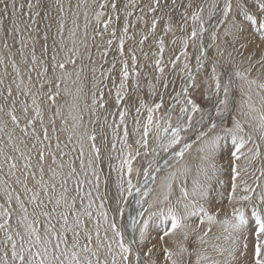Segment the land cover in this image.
<instances>
[{
	"label": "snow or ice",
	"instance_id": "6c2138e0",
	"mask_svg": "<svg viewBox=\"0 0 264 264\" xmlns=\"http://www.w3.org/2000/svg\"><path fill=\"white\" fill-rule=\"evenodd\" d=\"M175 0H173V4ZM59 19L57 21L56 36L53 37L51 54L49 55V31L51 24L45 25V31L41 32L37 25V18L41 16L42 0H36L35 5L29 0V12L26 14L28 22L21 28L16 20L15 0L12 3V25L7 30V34L3 40V47L8 49L7 62L13 70V78L10 83L0 91V99L4 101L0 104V113H4L10 117L12 127L9 129L8 123L0 121V192L3 193V202L0 203V264H139L140 250L136 245H143L146 240V234L149 228V220H143L139 225V241L133 236L129 241H125V228L118 224V217L122 215L123 210L120 207V199L124 193L132 195V189L136 187L132 184V161L141 155L139 149L144 150V155H152L153 161L143 169L145 183L152 176V172L161 171L156 158L161 152L170 153L172 159H182L185 152L191 148L190 144L185 143L183 147L176 150V146L181 144L183 139L182 131L192 126V116L187 115L189 112L187 107L180 108V117L173 123L172 112L175 104L167 111L155 116L164 107V96L160 94L158 102L152 105L145 103L143 98H137L135 107L136 116L134 117L133 132L138 134L135 144L138 150L133 155L128 153V158H123L124 148H130L128 145V127L126 117L130 113L132 98L140 89L139 76L142 71L137 68V56L133 48L128 49V56L131 59V67L129 59L125 58V42L126 40H135L134 36L128 35L129 27H134L129 23L128 18L133 15V10L137 8V0H127L123 3L121 9H118V0H101L98 4L99 11L95 13L98 30L97 35L108 33L110 38L106 41L108 48L101 53L102 57L107 56L108 50L111 49L114 41H118L117 51L120 57L119 63L121 67L117 70V61L113 59L111 66L107 70L100 72L99 77L95 76L96 68H92L93 84L90 110L94 113L97 106L107 111L108 104H114L115 111L110 113L113 116L111 123H108L107 116L105 123L112 131L113 140L111 142L110 152H118L120 155L119 172L120 179L117 183V197H110L107 191V180H104L105 191L101 192V169L99 163L102 160L101 148L97 145V135L95 130L88 132L80 131L77 135L76 130L82 127L83 118L79 113L73 116V128L67 137V141L61 146L59 137H56L53 146L52 138L48 134V127L44 122V110L42 102H48L49 108L55 107L56 111L49 123L52 125V131L55 132V117L62 116L61 106L57 102V98L61 96L62 91L71 95L66 84L67 81L75 76L72 82L78 83L81 79L84 67L81 64L77 68V61L83 60L84 53L80 51V45L83 44L87 50V44L84 41H77V23L76 14L73 13L72 28H66L64 19V8L57 0ZM191 5H189L190 7ZM33 7L37 8L32 12ZM80 5H77L79 8ZM23 8V5H21ZM164 5L161 0H147L142 7L139 8L141 15L139 21H143L145 25L148 20L145 17L151 13L152 19L150 30L142 34L139 44L142 46L149 36L156 32L157 24L162 18L155 15L162 11ZM232 0H225L223 9L224 17L227 19L232 12ZM238 15H243L245 20L257 24L258 28L264 33V0H260L258 4V14L251 13L247 9V0L237 6ZM131 9V10H130ZM105 10H108L107 12ZM120 11L125 16L121 35L117 36V29L109 26L115 20H120ZM7 15V5L4 9ZM216 12V2L208 5L207 15L211 19ZM204 13L203 5L193 12L191 19L194 26L188 37L183 41L185 51L181 53L187 58L186 49L189 41L195 42L204 32ZM166 14V13H165ZM87 20V13L84 14ZM107 16L106 19H102ZM255 17V19H254ZM44 19H48L47 12ZM171 17H169V20ZM185 22L187 16L184 17ZM4 17L0 16V28H2ZM102 24L103 30H99ZM233 28H239V24L233 20ZM87 25L85 26V29ZM67 30V36L65 31ZM165 31H171L170 27H166ZM85 38L87 31L85 30ZM8 37H12L13 44L8 43ZM58 37V40H57ZM95 38V37H93ZM215 35H213V39ZM264 39V34L261 35ZM43 40L41 46V54H36L37 43ZM18 44L16 52H12V48ZM160 53L164 51V41L159 40ZM146 57V54H145ZM88 60L93 64L91 54H88ZM180 57L177 56L172 61V67H176V62ZM5 58L0 57V65L5 64ZM107 62V61H105ZM199 64L200 57H197ZM23 66V68H22ZM71 66V71H69ZM155 67L160 73L164 74L165 67L162 66V60H155ZM189 66L187 63L184 69ZM183 70V69H182ZM119 74V82L114 72ZM249 74L251 69L246 70ZM36 73V82H33L32 73ZM213 77L216 80L215 87L217 91L221 88L218 77L215 76V67L212 69ZM25 73L27 83H25ZM7 75V68L5 69ZM240 77L248 85L247 104L248 111L245 116L251 120L258 119V128L253 127V131H259V141H264V82L257 83L255 79H248L247 76L237 71ZM188 79H192L188 73ZM130 79L133 81L129 84ZM157 82L160 77L158 76ZM105 81H110L111 87ZM4 79L0 78V85H4ZM13 85H15V95L13 94ZM62 85L65 87L62 89ZM260 90L257 92L259 96L260 108L256 109L252 103L251 90L252 86ZM164 88L168 87L167 82ZM148 87L150 95L155 96V85L149 81ZM108 88V98H105L104 89ZM113 89L115 93L113 95ZM243 91V88L241 89ZM81 92L82 89H77ZM225 96L228 93V87L224 86ZM187 95V88H183L181 93H177L173 97L176 104L191 105V112L200 111L197 104L191 99H181V95ZM40 97L41 99H38ZM29 98L31 103L29 104ZM79 99V96L75 98ZM221 105L226 104L225 100L220 101ZM70 107L78 108V104ZM85 107H89L85 104ZM7 109V110H6ZM147 111L146 122L141 123L139 117L141 110ZM217 109V114L220 113ZM19 113V114H18ZM256 115H253V114ZM211 120V118H210ZM203 117H201V121ZM198 122V123H199ZM67 119L64 124L67 125ZM39 124V129L37 128ZM217 128L215 122H210L209 132L199 133V137L203 140V144L199 149L202 153L199 158L201 164L196 167L195 174L191 180V190L188 188V177L192 173L191 167L184 164L179 169L168 172L164 178L162 187L167 189L162 200L158 203L166 205V213L164 209H160V214L169 222L170 227L163 232V237L172 235L177 229H190L191 232H199V226L192 228L186 221L197 217L199 225L207 224V227L201 235L196 236L198 247L189 250L187 241L190 232L184 230L182 232V240L177 242L176 250L168 247L164 248V260L166 264H193L191 260H185V256L191 257L195 254L194 264H264V190L257 192L261 187L260 180L264 178V151L261 149V143L253 140L251 134L245 137L241 135L244 128L239 121H234L233 128L225 130V135L230 136L234 151H230L233 158L232 172L235 174L233 183L231 184L228 203L232 205L231 213L225 214L222 220H219V211H210L206 207V203H210L213 191V182L220 184L219 174L222 166L217 165L216 156L220 148V141L224 138L214 133ZM123 130L122 138L120 136ZM19 130V134H17ZM209 133H213L209 135ZM76 136V143L73 144V137ZM150 136L154 140V144H150ZM207 137V138H205ZM108 143L107 138L104 141ZM120 148H117V144ZM251 143L252 147L248 148L250 155L245 159L247 164L244 170L247 171L248 165L259 161V175L253 173L256 187L245 184L244 195H237V184L234 182L235 176H239L240 166L236 161L240 160L244 153L246 144ZM72 145L69 148V145ZM88 149L87 163H85V151ZM68 148V151L64 149ZM72 153H76L73 157ZM77 159H79V167H77ZM112 159L111 155L108 157ZM179 163V160H177ZM169 160L164 159L165 168L169 167ZM125 165L127 169L125 172ZM110 167H112L110 165ZM90 170V171H89ZM127 175V181L124 175ZM136 174H141V169H136ZM181 177L180 196L176 200V206L171 204L172 182ZM125 184L127 187H125ZM85 186L87 190L85 191ZM140 193V190L137 189ZM143 196L150 195V190L141 193ZM255 197V199H254ZM115 201L114 206L106 207L109 200ZM242 202H248L247 206H242ZM140 203V201H138ZM146 203V201H145ZM153 205H149L152 207ZM179 206V207H177ZM112 213L110 216L109 213ZM143 216V212L138 214ZM154 215V213L150 214ZM135 223V220L133 221ZM220 224L222 233L215 236V241L210 245L211 252L204 246L209 242L206 239L211 232V225ZM103 230V232H102ZM152 252V248L148 249V255ZM151 264H156L152 261Z\"/></svg>",
	"mask_w": 264,
	"mask_h": 264
},
{
	"label": "rangeland",
	"instance_id": "374dc122",
	"mask_svg": "<svg viewBox=\"0 0 264 264\" xmlns=\"http://www.w3.org/2000/svg\"><path fill=\"white\" fill-rule=\"evenodd\" d=\"M215 1H216V12H215L214 16L211 19H209L206 11H207L208 5L212 2V0H175L174 4H173V0H161V4L164 5V8L162 11L157 12L155 14L157 16L162 17L157 24L156 32L153 35L149 36V39L146 40L144 42V44L141 46L139 44V40L141 39L143 33H146L150 30L152 14L149 13L145 17V19L148 20L147 25H145L143 21H139L138 17L141 15L139 8L142 7L145 3H147V0H137V8L135 10H133V15L128 18L129 23L134 25V27H129L128 35L134 36L135 40H126L124 49H125V58L129 59V66L130 67H131V59L128 56V49L133 48L135 50V54L137 56V61H138L137 68L140 69L142 67V71L140 72V76H139L140 89L133 96L131 107H130V113L126 117L127 127H128V132H129V137H128L127 143H128V145H130V146L132 145V146L130 148H127V147L124 148L123 158L127 159L128 155H126V154H128L129 152H131L133 155H135V152L138 150V146L135 144L133 138L131 137L134 134L137 135V133L133 132L134 117L136 116L135 107L138 106L136 104L137 98H143L145 103L148 105H152L154 101L158 102L159 100H156L158 95L160 96V94L163 93L164 90H166L163 86L164 83L167 82V84H169V82H168L169 76L168 75L170 73H174V72L179 74V75H182L179 81L172 83L174 85V89L166 91L167 94H163V96L164 97L166 96L168 99L166 97L164 98V107L159 112L155 113V116L159 117L160 114L167 111L170 107H172L175 104V109L172 112V121H173V123H175L176 119L180 116V113H179L180 108L183 106V107H187L189 109L188 115L192 116V126H191V128L187 129V131H182L181 135H182L183 139L181 141V144L185 143L190 138L192 130L197 129L201 132L208 133L209 127H210V122H215L217 125V128L214 130V133H216V134L221 133L220 135L222 137L224 136V138H226V140H223L220 142V145H221V151L220 152H221V154H225V155H222L223 156V159H222L223 162L222 161H218V162L216 161L217 165L222 166V169H223L221 171V173L219 174V179H220L221 183L217 184V183L213 182V191H212L213 196L211 195L212 198H210V200H212V204L209 208L210 211H212V212L217 211L219 208V211H221V213H220L218 219L220 220L221 217H222V219L225 217V214H222V213L226 212V214H229V215L231 213L230 210L232 208V205H230L228 203V196L230 195V191H231L230 186L233 183V177L235 175L234 173H232L233 158L230 155V151H234L235 149H234V146L232 144L230 136L225 135V130L229 129V128H233L234 121H238V118H239L240 123L242 122L241 124L244 128V132L241 133V135H244L246 137L247 134H251L253 140H257L258 142L261 143L262 151L264 150L263 149L264 142L259 141V136H260L259 131L258 130L253 131V127L258 128V125L256 126V122L254 120H251V123H250L249 122L250 117L245 116V113L247 112V104H245L244 101L247 100V96L245 93H246V90L248 89V85L244 81H242L239 76L236 75L237 71H240L245 76L248 75V74H245L243 72V70L241 69V67L239 66V65H241L242 61L243 60L246 61V59L245 58L242 59V57L234 56L233 59H231V60L227 59V58H224L223 60H221V58L217 57V55L215 53L216 48L219 49V47H218L219 42L218 41H219V38L221 37L220 34H222V30L224 28V25H226V23L229 21L230 17L233 14H236L238 10H236V7L234 9H232V12L229 14V16L226 19L224 17V14L221 15V13L223 12V9H224L225 0H215ZM240 1H242V0H236V1L232 0L233 7H234V4L236 6L239 5ZM31 2L35 5L36 0H31ZM221 2H224L223 6H222ZM237 2H238V4H237ZM23 3L25 4V6L27 4V7H25ZM28 3H29L28 0H19V2L16 4V6L21 8V5H23V8H25L27 10V12H29L30 10L28 8ZM242 3H244V1ZM254 4H257V2H255ZM189 5H191V6L189 7ZM201 5H203L205 8V13H204V29L205 30L201 34V36L198 40H196L195 42L189 41V46L186 49L187 58H185L183 55H181V53L183 51H185V49L183 47V41L188 37V35L190 34V32L192 30V27L194 26V22L191 19V15L193 12L197 11L199 6H201ZM34 9H36V8L33 7V9H31V11ZM251 10L252 11H250V12H252V13H258V7H252ZM233 11H235L236 13ZM219 15H220V18H219ZM185 16H187L186 22L184 19ZM217 16H218V18H217ZM169 17H171L170 20H169ZM243 17L241 16L240 18H242V20H243ZM261 18H263V17H261ZM244 20H245V18H244ZM244 20H243V22L246 21V23H247V20H245V21ZM124 21H125V18L122 21L120 29L117 31V36L121 35V29L123 28ZM215 21H217V22H215ZM256 25L257 24L255 23L254 26H256ZM113 27H115V26H113ZM166 27H170L171 31L166 32L165 31ZM109 29H110V26H109ZM172 32H174V34ZM169 33H171V34H169ZM215 33H217V34H215ZM212 34L213 35L215 34V38H217V41L215 38L213 39ZM262 34H264V33H262V32L257 33L256 32V35H258L260 37ZM222 35H225L226 39H227V35L232 36V35H230V32L229 33H223ZM105 36H107V38H106V41H107L110 38V36L108 33H105L104 37ZM222 37L224 38V36H222ZM160 39H163V41H164V51L161 55L159 54V51L155 47L156 45L159 44ZM88 40L89 39H86V41H88ZM211 40H213V41H211ZM114 45L117 48L118 41H114L112 48L114 47ZM199 46H201L200 49H199ZM92 47H93V45H92ZM104 48L105 49L108 48V45H107V47H104ZM116 48H115L114 52H116L115 53L116 61L118 63V64L116 63V65H118V66H116V68L118 70L121 67V65L118 62L120 60V57H119V54H118V51L116 50ZM232 48H233V46L229 45L227 47L228 52H232ZM96 50H97V48H95L94 51H96ZM198 51H200V52H198ZM109 52H110V49L108 50L107 56H110L111 52L110 53ZM221 52H223V51H221ZM145 54H146V57H145ZM195 54H198V55H195ZM263 54H264L263 51L258 54L259 55V56H257L258 57V60H257L258 63H259V61L262 63L264 62V56H262ZM228 55H233V54L228 53ZM177 56H179L180 59H179V61L176 62V67L173 68L171 62L175 61ZM198 56L200 57V61L202 60L201 63L203 66H202L201 70L204 73L203 72L201 73L200 72L201 70H198V72L196 71L195 73H193V71H192V69L195 68V62L197 63V61H195V60H197ZM204 58H206V59H204ZM156 59H161L162 60V66H166L163 75H160V73L158 72V70L155 67V60ZM203 59L205 60V62L203 61ZM217 59H218V61H217ZM169 60L171 62H169ZM188 60H190L191 62L190 61L188 62ZM214 61H216L219 65H221V67L218 68L217 66H215L213 64ZM184 62L185 63L188 62L189 64L188 63L187 64H188V66H190L191 69L189 67L187 69H183L184 65H185ZM169 63H171V64L169 65ZM180 63L182 65L183 64L184 65L181 66ZM207 63H209L210 65H208ZM244 63H246V62H244ZM223 65L225 68H223ZM110 66L111 65H109V67ZM180 66H181V69H183L182 71L180 69ZM109 67L106 66L105 68H109ZM213 67H215V71H216L215 76L219 78L220 83H221L219 95H222V96L219 99V102H216V96L214 95L215 89H216V87H215L216 80L214 78H212L213 77V72H212ZM9 68H11V67H9ZM105 68H104V70H107ZM228 69H229V72L227 71ZM101 71H103V69ZM184 71H185V73H184ZM100 72L98 73L99 75H100ZM231 72H232V74H231ZM188 73L191 74L192 79H190V81L192 82V84L190 85V82L187 84V88H188L187 89V95L184 96V98H182V95H183L182 94L181 98L185 99V100H187V99L193 100L200 109V111H198L196 113L191 112V105L190 104L185 103L184 104L185 106L180 105V104H176V102L173 99V97L176 96L177 92L178 93L182 92L181 89H183L184 77H186L188 75ZM113 74L116 75V77H118L117 82H119L118 71L114 72ZM158 76L160 77L159 82H157V79H156ZM225 76H227L228 78ZM247 77H248V79H254L251 76H247ZM10 78H11V75L7 76V80ZM210 79H211V81H210ZM149 81H151V83L153 85H155V90H156L155 96L150 95V89L148 87ZM256 81H257V83L263 82V81H258V80H256ZM132 82L133 81L130 79L129 84H131ZM105 83L109 84L110 85L109 87H111L110 81H105ZM179 83H181V84H179ZM178 84L180 87L178 86ZM229 84H231V85H229ZM224 86L228 87V93H227L228 95H226V96H225V93L223 91ZM177 87H178V90H180L181 92L177 90ZM242 88H243V92L240 90ZM252 89L256 93L260 91L256 87V85H253ZM2 90H4V88H2L0 86V91H2ZM113 90H114V92H113V95H114L115 89H113ZM105 98L106 99L108 98L107 93H105ZM165 99H167V100H165ZM222 100H225L226 104L221 105L220 101H222ZM3 103H4V101L2 99H0V104H3ZM249 103H251V102L249 101ZM109 105L110 106L107 105V111L106 112H108V116H111L113 118V116L110 115V113L115 111V109H114L115 106H114V104H109ZM218 108L221 110L219 114H217ZM146 117H147V111L145 109H142L141 115L139 117L142 124L144 122H146ZM201 117H203V121L199 122V121H201ZM210 118H211V120H210ZM2 120L4 122H7L10 124V125L8 124V127H10V128L12 127L11 122H10V117L5 115L4 113H0V121H2ZM111 120H113V119H111ZM253 123H255V124H253ZM198 127H199V129H198ZM37 128L39 129V124H37ZM108 132L112 134L111 130ZM17 134H19V130H17ZM48 134L51 137L52 130L49 129ZM209 134L211 135L213 133H209ZM0 136H2L3 139H5V140L7 139V137L5 138V136L3 134H0ZM109 136L111 137L112 135H109ZM202 143H203V140L200 137H197L193 142L189 143L191 145V148L189 150H187V152H189V153L185 152L186 154L182 158V160L186 159V158L188 160H190V158H192L194 153H197L199 151ZM224 143H226V144H224ZM62 144H63V142H61V145ZM249 144L252 147V144L251 143H249ZM198 147H199V149H197ZM251 147H246L244 149H241V152L244 153V156H242L240 160L236 161V164H238L240 166L239 176H236L235 180H234V182L237 181V183L236 182L235 183L239 187V188L237 187V191H239V192L236 193L238 196L243 195V194H247V193L243 192V188H244L246 183H247V185H251L254 188L256 187V183L254 180L253 173H255L256 176L259 175L258 169L260 168V162L256 161V162L248 165L247 171H245V170L243 171L245 165L247 164V162H245L244 159L246 156L250 155V153H248V148H251ZM223 150L226 153H224ZM139 151L141 152V155L139 157H136L132 161V167H133L132 184L136 186L132 189V195H135V197L133 198L132 195L129 196L127 194V192H125L123 198H121L119 201L120 207L123 210V213L121 216L118 217L117 222L120 226L124 227L125 229H126V226H125L124 222H126V224L128 222L127 220L126 221L124 220L125 219V212H126L127 205H128L127 204L128 198L131 197L133 200L135 199L133 201V204H137L138 201H140V203L137 204L139 206V213L143 212V214H144L145 211L149 207L148 205H151V202H152L151 201L152 188H153V186L156 185L158 179L163 175L162 170L160 172L159 171H155V173L152 172V176H154L155 179H157V178L158 179L155 182L150 177L149 179L153 181V183L150 185H149V181H148L149 179L147 180V184H146L145 183V177L142 175L141 180H143L144 184L148 185L149 187H147L146 189H143V188H141L142 186H138L137 185L138 180L136 179L138 177L136 174V169H141V171H143L141 167L144 165L146 168L148 166L149 162L153 161V158H150V156H151L150 154L145 156L143 154L144 153L143 149H139ZM161 153H163V152H161ZM119 164H120V160H119ZM156 164H157V161H156ZM126 169H127V165H125V172H126ZM159 173L161 176L159 175ZM118 174L120 175V172ZM119 175H118V177H120ZM127 179H128V177L125 174L124 180L127 181ZM263 181H264V178H262L260 180L259 183H260L261 187L257 189V192L264 190ZM227 182H229V183H227ZM241 184L244 186H242ZM125 187H127L126 184H125ZM137 189L140 190V193L137 192ZM148 189L150 190V197H149V195L143 196L141 193L148 190ZM104 191H105V185L101 188V192H104ZM254 199H255V197H254ZM149 200H150V203H149ZM216 200H218V201H216ZM145 201H146V203H145ZM2 202H3V193L0 192V203H2ZM218 202H219V204H217ZM210 203H211V201H210ZM245 203H248V202H242V206H244V205L247 206V204H245ZM114 204H112L111 200H109L106 207H110V206L112 207V206H114ZM213 204H217L218 208H215V206ZM159 205H161V204H159ZM212 205H213V208H212ZM226 205L228 207H226ZM206 207H208V206H206ZM220 208H224V210L220 209ZM109 215L111 216L112 213L110 212ZM132 218H134V216ZM139 218L141 220H139ZM134 220H135V223H133ZM134 220L131 221L132 223H131L130 227L128 226L129 227L128 230H129V233H131V231H132V233L134 234L133 236L136 237L135 230H136L137 226L142 222V217L137 216V218H135ZM186 223L191 225L192 228H196L197 226H199V232H191L190 229H185V230H188L190 232L189 240L187 241V246H188L189 250L192 251L193 249H196L198 247V244L196 241V236L198 234L199 235L202 234L204 232L203 230L206 229L208 225L207 224L199 225V219L197 217H193L192 219L186 221ZM128 224H129V222H128ZM149 224H151L152 227L155 229L154 235L158 236L157 239L159 241H158V243H154V242H152L154 240L153 239L154 237L151 236V238H150V236H147L145 243L141 246V248H140L139 243L136 245V247H139V250H140V262H139V264H151L152 261H155L156 264H166V262L164 260V248L167 246L170 249L173 248L172 250L175 251L177 248V242L181 241V239H182V232L184 231V229H181V231H180V229H178L175 232L176 234L174 233V235L172 234V236H170L171 238L163 237V239H161V237L163 236V232L167 228L170 227L169 222L167 220H165V217L163 215H161L160 213L157 215H152V217L149 219ZM215 225H217V228L214 227V224L211 225V232L208 234V237L206 238L209 243L204 246L206 249H208V252H210V255H214L211 252L210 245L213 243H217V241H215L214 238L216 235H220L222 233L221 225L220 224H215ZM204 226H206V228ZM200 231H202V232H200ZM102 232H103V230H102ZM125 233L127 234V230H125ZM126 234L124 235V238H125V241L127 242V240L129 241L131 239L130 238L128 239V236H126ZM177 235H179V236H177ZM172 238H173V241L169 242V240L170 239L172 240ZM149 248H152V252L150 255H148V249ZM195 259H196V257H195L194 253L191 257H188L187 255L185 256V260L186 261L191 260V261H193V264H194ZM134 264H135V261H134Z\"/></svg>",
	"mask_w": 264,
	"mask_h": 264
},
{
	"label": "bare ground",
	"instance_id": "6f19581e",
	"mask_svg": "<svg viewBox=\"0 0 264 264\" xmlns=\"http://www.w3.org/2000/svg\"><path fill=\"white\" fill-rule=\"evenodd\" d=\"M243 1L244 0L240 1L239 2V5L242 4ZM18 2H19V0H15V5ZM99 2H101V0H59V4H62L63 5V8H64V19L66 21V28H72L73 27V25H72L73 13L76 14L77 23L79 25V28L77 29V41H78V43L80 41H84V43L87 44V50L84 48L83 44L80 45V51L82 53H84L83 60H78L77 61V68H79L81 66V64L84 67V72L82 73V76H81L80 81L78 83H75L74 84L72 82V80L75 79V76H73V78L70 79V80H68L67 81V84H66V86H67L69 92L71 93V95H68L67 93H65V92L62 91L61 96L59 98H57V102L61 106V109H62V116H56L55 117V128H56V131L55 132L52 131L51 137H52L53 146L55 145L56 137H59L60 143L63 142V144L61 145L63 147V145L67 141L68 135L70 134V131H66L65 129L71 130L73 128L74 121H73L72 117L75 116V115H77V113H79V115H81L82 118H83V124H82V127L81 128H79V129L76 130L77 135L79 134L80 131L87 130L88 132H91V131L95 130L96 135H97L96 143L101 148L102 160L99 163V167L102 170L101 171V186L100 187L102 188L104 186V180L106 179L107 180V191L109 193V196L110 197H117V194H118L117 193V183H118V181L120 179V177H118L120 164H119V159H117V157L120 155V153H118V152H110L111 142H112V140L114 138H113V136H111V137L109 136V135H112L111 133L108 132L111 129L108 127L107 123H105V117L106 116L108 118V123H111V121H112L111 119H113V118L111 116H108V112H106L105 109L99 108L98 106H97V108H96V110H95L94 113L90 110V107H91V96H92V91H93L92 84L94 82L93 81L92 68L93 67L96 68L95 76L98 77L99 76L98 73L102 69L104 70V68L106 66L109 67V65H111L113 59L116 60V55H115L116 52H114L115 51V48H116L115 45H114L113 48L111 47L112 49H110V52H111L110 56H107V57L106 56H103L102 57V55H101V53H103L105 51V48L104 47H107V43H106L107 36L104 37V35L101 36V35H97L96 34V32L98 30V26H97V22H96V19H95V13L97 11H99V8H98ZM126 2H127V0H118V9H121L122 6H123V3H126ZM255 2H257V4H254ZM12 3H13V0H0V16H3L4 17V21H3L2 28H0V57L5 58V61H6L5 64L0 65V78L4 79V82H5L4 85H0L2 88H5L10 83V81L12 80L13 75H14L13 74V70L11 68H9L10 66L8 65V62H7L8 49H6V48L3 47L4 37L7 34V30L10 29L11 28V25H12V12H13V9H12V6H11ZM259 3H260V0H247V9L250 10V11H252L251 10L252 7H258V4ZM78 4L80 5L79 8H77V5ZM221 4L223 6L224 5V2H221ZM237 4H238V2H237ZM6 5H7V15H5V12H4V9H5V6ZM24 6H25V4H24ZM237 6L234 4V7L232 9H234L236 7V10H238L237 9ZM25 7H27V4H26ZM15 10H16V20L20 24L21 28H23L24 25H25V23L28 22V17L26 15L28 12H27V10L25 8L22 9L20 7H17V6H16V9ZM36 10H37V8L34 9V10H32V12H35ZM40 11H41V16L37 18V25H35V26L39 27L40 30H41V32H43V31L46 30L45 29V25L46 24H51V30L49 31V39H48V42H47L48 43V46H49V55H50L51 54V50H52L53 37L56 36L57 21L60 18L59 17V12H58L57 0H42V6H41ZM105 11L107 12L108 10H105ZM46 12L48 14V19H44V16H45V13ZM233 12H235V11H233ZM85 13H87V20H85V16H84ZM237 13H238V11H237ZM237 13L236 14H233L230 17L229 21L226 23V25H224V28L222 30V34L223 33H229L230 32V35H232V36H228L227 35V39H226V36L225 35L220 34L221 37L219 38V41H218L219 42V46H218L219 49L216 48L215 53H216L217 57L221 58V60H223L224 58H227V59H230L231 60V59H233L234 56L242 57V59L245 58L246 61L243 60L242 63H241V65H239L241 67V69L243 70V72L245 74H248L247 76H251L252 78H254V79L258 80V81H263L264 82V62L263 63L260 62V61H259V63L257 62V60H258V57L257 56H259L258 54L261 53L262 51L264 53V39H261L260 36L256 35V32L257 33H260L261 30L258 28L257 25L254 26V24H255L254 22L247 21V23H246V21L244 20L243 15H238ZM110 14L113 16V23L110 25L109 33L111 31V28H113V26H115V28L118 31L120 29V26L122 24L123 19L125 18V16H124V14H123L122 11H120V20L119 21H116L115 20V15H116L115 13H110ZM222 14H223V12L221 13V15ZM241 16L243 17V20L245 22H243L242 18H240ZM106 18H107V16L103 17L102 19H106ZM217 18H218V16H217ZM219 18H220V15H219ZM254 19H255V17H254ZM261 19H264V17L261 18ZM233 20H235L239 24V28H233L231 26ZM215 22H217V21H215ZM86 25H87V28L85 29V26ZM85 30L87 31V38H85V35H84ZM99 30L100 31L103 30L102 24L99 26ZM172 33L174 34V32H172ZM169 34H171V33H169ZM215 34H217V33H215ZM65 35L67 36V30L65 31ZM212 36H213V34H212ZM222 36H224V38ZM93 37H95V38H93ZM86 39H89V40L86 41ZM215 39L217 41V38H215ZM57 40H58V37H57ZM211 41H213V40H211ZM8 43L10 45L13 44L12 37H8ZM43 43H44V41L43 40H40L37 43V45H36V54H37L38 57L41 54V46H42ZM92 45H93V47H92ZM229 45L233 46L232 52H228L227 47ZM18 47H19V45L16 44L12 48V52L13 53L16 52V49ZM155 47L157 48V50L159 51V54L161 55L162 53H160L159 44L156 45ZM200 47L201 46H199V49H200ZM95 48H97L96 51H94ZM116 50H117V48H116ZM221 51H223V52H221ZM198 52H200V51H198ZM89 53L91 54L92 61L95 62L94 64L91 61H89L88 58H87ZM228 53H232L233 55H228ZM195 55H198V54H195ZM262 56H264V54ZM204 59H206V58H204ZM204 59H203V61L205 62ZM105 61H107V62H105ZM189 61L190 60H188V62ZM195 61H197V60H195ZM201 61L199 62V64H198V62L197 63L195 62V68L192 69L193 73H195L196 71L198 72V70H201L202 69V66L203 65H202ZM217 61H218V59H217ZM169 62H171V61L169 60ZM244 62H246V63H244ZM171 63H169V65ZM207 64L210 65L209 63H207ZM213 64L215 66H217L218 68L221 67V65H219L216 61H214ZM183 65L181 64V66H183ZM116 66H118V65H116ZM181 66H180V69H181ZM6 68H7V75L5 74V69ZM22 68H23V66H22ZM189 68H190V66H189ZM223 68H225L224 65H223ZM249 68L251 69V73L250 74L246 71ZM105 69H108V68H105ZM69 71H71V66H69ZM181 71H182V69H181ZM227 71L229 72V69ZM200 72L202 73L203 71L201 70ZM232 72H231V74H232ZM184 73H185V71H184ZM9 75H11V78L7 80V76H9ZM168 76H169L168 77L169 84H168V87L165 88L166 90L163 91V94H167L166 91H168V90H173L174 89V85L172 83H175V82L179 81L182 75H179V74H177V73L174 72V73H170ZM32 77H33V82L35 83L36 82V79H37L35 72L32 73ZM187 77H188V75L186 77H184L183 88H185V87L187 88V84L189 82H190V85L192 84V82L190 81V79H188ZM225 77H227V76H225ZM212 78H214V77H212ZM211 79H210V81H211ZM25 83H27L26 73H25ZM179 84H181V83H179ZM179 84H178V86H179ZM229 85H231V84H229ZM64 87H65V85H62V89ZM77 89H82V91L81 92H78ZM177 90H178V87H177ZM178 91H180V90H178ZM253 91L254 90L252 89L251 90L252 100L250 102L255 106L256 109H259L260 108V105H259L260 104V102H259V96L257 95V93L255 91L254 92ZM104 92L108 94V88H105L104 89ZM113 92H114V90H113ZM247 92H248V89L246 90V93ZM13 94L15 95V85H13ZM214 95L216 96V102H219V99L221 98L222 95H219V91H217V89H215ZM77 96H79V99L78 100L75 99ZM159 98H160V96L158 95V97H157L156 100H159ZM182 98H184V95H182ZM38 99H41V98L38 97ZM167 99H165V100H167ZM28 102H29V104L31 103L30 98H29V101ZM73 104H78V108H72V107H70ZM85 104H88L89 107L86 108L85 107ZM108 106H110V105L108 104ZM42 108L44 110V122H45V125L48 127V131H49V129L52 130V125L49 123V120H50L51 117H53V114L55 113L56 108L54 106L51 107V108H49L48 102H46V101L45 102H42ZM247 111H248V107H247ZM187 115H188V113L185 114V116H187ZM253 115H256V114L254 113ZM65 119H67V121H68L67 125L64 124V120ZM238 121L240 122L239 118H238ZM254 121L256 122V126H257L258 123H259L258 119H255ZM253 124H255V123H253ZM9 129H10V127H9ZM198 129H199V127H198ZM199 133H201V131H199L197 129L192 130L190 138L185 143L189 144V143L193 142L197 137H199ZM220 134L221 133H219V135ZM122 135H123V130L121 129V133H120L121 138H122ZM131 137L133 138V140L135 142V140L138 139V134L137 135L134 134ZM5 138H6V136H5ZM105 138H107V141H108L107 144L104 143ZM149 139H150V144H154V140L152 139L151 136H150ZM223 140H226V138L222 139L221 141H223ZM72 143L73 144L76 143V136L73 137ZM185 143L176 146V150H179V148L183 147V145ZM202 144H201V146H202ZM224 144H226V143H224ZM71 147H72V145L70 144L69 145V148H71ZM246 147H251V145L248 143V144H246L245 148ZM117 148H120V144L119 143L117 144ZM197 149H199V147ZM263 149H264V147H263ZM64 150L65 151H68L69 149L66 148ZM220 151H221V145H220V148H219V150L217 152V156H216V161L217 162L218 161H222V159H223V156L222 155H225V154H221ZM186 153H189V152L186 151ZM224 153H226V152L224 151ZM109 155H111V157H112L111 160L108 159ZM126 155H128V154H126ZM201 155H203V154L198 151L197 153H194V155L192 156V158H190V160H188L187 158L182 160V159H179V158L172 159L170 153H160L159 154V157L156 158V161H157V164H158L159 168L163 171V175L161 176L160 173H159V175L161 177L159 179L157 178L158 181H157L156 185L153 186V188H152V195H151V201L152 202H151V205H153V206L152 207H148V209L145 211V213L142 216V221L145 220V219L149 220L152 217V215L150 216V214H152V213H154V215L159 214L160 213V209H164L165 210V213H166V205L165 204L159 205L160 203H158V201L163 199V196H164V194L167 191V189L165 187H162V184L164 183V178L168 175V172L169 171H172L174 169H179L184 164H187L189 167H191L192 173L188 177V185H187L188 188H189V190H191V187H192L191 180H192V177L195 174L196 167L201 164V160L199 158ZM72 156L75 157L76 156V153H72ZM87 156H88V149L86 147V151H85V163H87ZM150 158H153L152 155L150 156ZM164 159H168L169 162H170L169 167H167V168H165V166H164ZM177 160H179V163L177 162ZM244 160H245V162H247L246 159H244ZM76 163H77V167H79V159H77ZM110 165L112 167H110ZM141 168L143 170L145 168V166L143 165ZM243 171H244V169H243ZM142 175H143V171H141V174L136 178L138 180L137 185L138 186H142L141 188H143V189H146L149 186L148 185H145L144 182H143V180H141ZM157 179H155L153 181L156 182ZM181 180H182V178L178 176L177 179L172 182L171 204L173 206L176 205V200L180 196ZM148 181H149V185L153 183V181L150 180V179ZM235 182L237 183V181H235ZM227 183H229V182H227ZM263 185H264V181H263ZM242 186H244V185H242ZM230 188H231V186H230ZM86 190H87V186H85V191ZM237 192H239V191H237ZM132 196H133V198L135 197V195H132ZM149 197H150V195H149ZM110 200H111V203L112 204L115 203L114 200H112V199H110ZM134 200L131 197L128 198V203H127L128 205H127V209H126V212H125V219L124 220L125 221L127 220L129 222V224H128V222H127V224H126V222H124V224L126 226V230H127V234L126 233L125 234H126V236H128V239L129 238L132 239L133 238L132 236L134 235L132 233V231H131V233H129V230H128V228L130 227V225L132 223L131 221H133L135 218H137V216H139L138 215L139 214V206L137 205L138 203L137 204H133V201ZM210 201H211V203H206L205 204L209 208H210V206L212 204V200H210ZM216 201H218V200H216ZM149 203H150V200H149ZM217 204H219V202ZM217 204H213L215 206V208H218L217 207L218 206ZM245 204H247V203H245ZM213 205H212V208H213ZM227 205H226V207H228ZM220 209H223L224 210V208H220ZM218 211H219V208H218ZM230 212H231V210H230ZM219 213H221V211H219ZM222 214H226V212H224ZM133 216H134V218H132ZM221 219H222V217H221ZM139 220H141V219L139 218ZM204 227L206 228V226H204ZM214 227L217 228V225L214 224ZM154 231H155V229L152 227L151 224H149V228H148L146 237L147 236H150V238H151V236H153L154 237L153 238L154 240L152 242L158 243V241H159L157 239L158 236L154 235ZM180 231H181V229H180ZM135 232H136V237L135 238L137 239V241H139V227L138 226H137ZM200 232H202V231H200ZM170 236H172V235H169V236H166V237L171 238ZM177 236H179V235H177ZM172 241H173V238H172V240L171 239L169 240V242H172ZM141 246L142 245H140V248H141ZM208 254L210 255V252H208Z\"/></svg>",
	"mask_w": 264,
	"mask_h": 264
}]
</instances>
